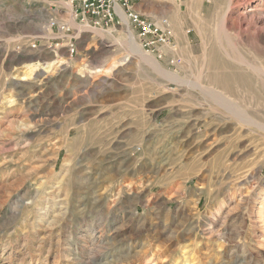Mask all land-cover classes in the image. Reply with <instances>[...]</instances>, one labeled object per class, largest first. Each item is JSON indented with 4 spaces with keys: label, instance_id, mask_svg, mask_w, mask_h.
I'll return each instance as SVG.
<instances>
[{
    "label": "rangeland",
    "instance_id": "obj_1",
    "mask_svg": "<svg viewBox=\"0 0 264 264\" xmlns=\"http://www.w3.org/2000/svg\"><path fill=\"white\" fill-rule=\"evenodd\" d=\"M63 7L0 0V264H264V92L224 90L210 64L217 46L249 73L237 55L264 50V0L144 1L174 27L177 54L152 55L184 86L132 50L127 26L80 32Z\"/></svg>",
    "mask_w": 264,
    "mask_h": 264
},
{
    "label": "built area",
    "instance_id": "obj_2",
    "mask_svg": "<svg viewBox=\"0 0 264 264\" xmlns=\"http://www.w3.org/2000/svg\"><path fill=\"white\" fill-rule=\"evenodd\" d=\"M57 1L65 4V8L76 21L88 26L101 29L118 24L127 26L137 35L144 49L156 57L164 58L168 52L172 54V57L177 54L178 43L170 19L167 17L158 19L143 12L139 5L145 0ZM176 1L184 2L186 0ZM65 8H61L60 12H66ZM55 25L62 33H67L71 29L69 25L58 20H53L52 26ZM35 46L33 45V47ZM67 48L71 53L76 51L75 44L71 41H69ZM172 60V63L177 64V58H172Z\"/></svg>",
    "mask_w": 264,
    "mask_h": 264
},
{
    "label": "bare ground",
    "instance_id": "obj_3",
    "mask_svg": "<svg viewBox=\"0 0 264 264\" xmlns=\"http://www.w3.org/2000/svg\"><path fill=\"white\" fill-rule=\"evenodd\" d=\"M229 2L232 3L233 0H229ZM67 8L71 9L68 6H67ZM189 8H190V6H189ZM69 15L71 16V19H68V22L70 21L71 24L75 25L76 24L75 19L72 17L71 14H69ZM51 25H52V22H51ZM83 29H85L88 32L90 31L91 34L93 33V34L98 35L100 37H104L106 35L105 33H103L102 30H101L102 31L101 32L98 29L93 28L92 26H87L86 24H85ZM222 34L223 33H221V37L224 38L223 37L224 34L223 35ZM258 36L260 37V39L263 40L264 36L262 33H259ZM127 43L132 48V50L135 51V53L142 60H146V61L152 63V65L155 66V68L159 71V73L161 72V74L167 76V78H169L170 80L180 82L181 86L186 85L187 82L185 80L180 78L176 73L167 71L164 67H162V65L154 57V55H152V53L145 50L141 43L140 44L137 43L135 36L131 30L130 31L128 30ZM217 48L218 47L216 46L214 48L215 51L213 50L210 53V56H211L210 64L212 66H215L216 69H219V70H217V71H219V73L215 71V74L213 75V78L215 79L214 81L218 80V84L224 90H234L235 84H237V85L245 84L246 87H248L249 91H251V92L255 91L258 93L257 95H254L253 97H255L257 99V101L261 102L263 99V94L260 93V91L264 92V60L260 61L259 58L261 56H263V54H264L263 48L256 49L251 54V59H248L241 54L237 55L238 62L241 65H243L244 67H246L247 70H249L248 74L243 73L244 68H242V67H239L238 68L239 70L237 72H234V71L231 72L229 70V63L226 62L225 58L221 55V53L219 52V50ZM232 51L234 54H237L238 49L234 46V47H232ZM38 64L39 63H36V64L29 66L26 74L28 76H32V74H34V72L38 68ZM39 65H41V64H39ZM53 65H54V62H48L47 64L44 63L45 71L47 72V71L51 70L53 68ZM99 71L100 70H98V72ZM257 84H259V85H257ZM256 87L257 88L260 87V89H262V90H259V92H258L255 89ZM221 93H223V92H221ZM11 102H13V101H11ZM235 116H236V120L238 121V123L245 125V126H255V124L257 123V122H255L256 118H253L251 116V114L249 115V113L248 114L246 113L244 115H242L240 113H236ZM259 118H260V116H259ZM261 123L263 125H261ZM261 123L258 122L257 125H258V127L260 126V128L264 130V123L263 122H261ZM255 128H257V127H255ZM258 198L261 200L260 201L261 205H259V203L257 204L255 202V206L252 208V212L254 214H256L255 215L256 216L255 221H253V237L256 240H258V242H263L264 241V191H262L258 195Z\"/></svg>",
    "mask_w": 264,
    "mask_h": 264
},
{
    "label": "crops",
    "instance_id": "obj_4",
    "mask_svg": "<svg viewBox=\"0 0 264 264\" xmlns=\"http://www.w3.org/2000/svg\"><path fill=\"white\" fill-rule=\"evenodd\" d=\"M141 5H143V3L141 4ZM141 5H139V8H141ZM68 15V14H67ZM71 24V23H70ZM51 25V24H50ZM72 25V24H71ZM78 26V28H79V30H80V32H83V31H86L85 29H83L84 28V26L85 25H77ZM88 26V25H87ZM175 28H177V26H175ZM180 29H183L181 26H180V28H179V30ZM178 30V29H177ZM176 30V31H177ZM178 30V31H179ZM86 32H88V31H86ZM89 33L91 34V32L89 31ZM65 40V39H64ZM64 44H66V43H64ZM33 45H35V42H33V44H32V47H33ZM67 46H68V44L67 45H65L64 47L66 48V50H68V48H67ZM38 46L36 45L35 46V48H37ZM50 47H52V46H50ZM50 47H46V46H41V49L39 50V53H40V55H51L52 54V52L53 51H55V54H59L60 53V51H59V49H58V47H56V48H54V50L53 49H51ZM48 49H50V51H48ZM68 52V51H67ZM27 53H29V52H27ZM47 53H49V54H47ZM19 54V53H18ZM21 54V57H23L24 59H29V58H32L33 56H31V55H28V54H26V53H20ZM55 54H54V56L51 58L52 60H55V61H58V62H61L59 59H56V58H54L55 57ZM39 61L40 60H36V61H34L33 62V64H35V63H39ZM45 63V62H44ZM31 64V63H30Z\"/></svg>",
    "mask_w": 264,
    "mask_h": 264
}]
</instances>
